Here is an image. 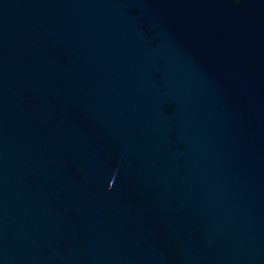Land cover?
<instances>
[{
	"label": "water",
	"instance_id": "95a60500",
	"mask_svg": "<svg viewBox=\"0 0 264 264\" xmlns=\"http://www.w3.org/2000/svg\"><path fill=\"white\" fill-rule=\"evenodd\" d=\"M0 264H264V0H0Z\"/></svg>",
	"mask_w": 264,
	"mask_h": 264
}]
</instances>
